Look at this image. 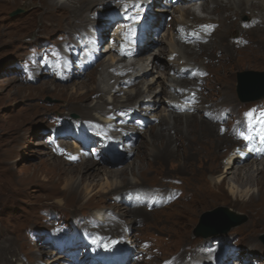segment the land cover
<instances>
[{"label":"rangeland","instance_id":"obj_1","mask_svg":"<svg viewBox=\"0 0 264 264\" xmlns=\"http://www.w3.org/2000/svg\"><path fill=\"white\" fill-rule=\"evenodd\" d=\"M148 1L152 2V0ZM158 1L159 3L156 2L155 6H153L151 2L149 4L148 2L137 0L140 5V11H144L146 14L150 9L160 18V23L167 20L168 24L166 26L161 24L155 26L152 39H149V47L147 46V49L137 52L134 58H124L122 65H128L135 58L144 57L147 54H149L150 59H152L153 56H156V58L158 57L160 60L166 58V53L157 55V47L159 45V40L157 41V39L160 38L161 40V37L163 39V34L172 29L173 23L169 22L175 17L174 14L176 13L172 12L171 9L167 12L165 9L166 6L161 4L163 0L162 2L161 0ZM182 3L183 2H177L175 5H181ZM213 4L214 3H209V6ZM182 5L188 6V4ZM108 7L107 12L114 11V13H117V9H119L115 5H108ZM2 8L3 13L1 18L3 19L2 21L0 20V32L4 24H10L5 31L8 30L10 34H13L11 36H0V243L5 245L12 244V247L7 251L0 250V255L2 254V257H0V264H7V260H10L8 262L15 263L17 261L16 259L20 260L23 264H50L47 262L48 259L56 256V254H49L46 253V251L58 250L60 247H62V250H60L62 254L71 256L73 259L75 258L74 261L79 263L81 262V253L84 248H88L90 251H94L98 248L96 251L99 252H108L110 247L112 249L114 247L116 250L125 249L126 244H128L127 240H125V236L110 239L109 236L102 237L95 233V236L88 237L85 232L86 229L82 231V227H80L82 224H85L86 221L87 223L91 222L88 225L90 230L91 228L93 229V227L94 229L98 228L95 222L105 226L103 222H98L93 217L95 211L100 209L104 210L105 207L108 209L107 219L114 218L119 221L118 218L112 216L115 213H113L114 209H111L115 203L117 205L120 203L121 205L119 206L125 205L131 208L141 207L144 208V212L147 213V217H140L139 215L137 217L129 214L123 218L126 220L127 226L134 227V229L132 228L133 230H130V233L138 236V244L146 248L147 254H143L142 260L139 262L140 264H160L165 259L170 258V260H173L175 257L177 259L178 255H181V258H183L185 252H187L189 248L196 250V252L200 249V252L197 253V255L200 256H198L199 259L211 258L207 248L201 247L200 244L201 242L208 241L206 240L207 238L214 237V240L218 238L221 239L220 237L222 235L227 237L232 244L237 243L238 245L234 248L233 253L224 256L223 260L226 261V264H238L234 252L242 248L255 254L249 258L250 262H247L248 264H254L253 258L258 259L259 256L264 255V243L261 239V235L264 234V205L262 203L260 204L257 200L256 192L258 183L256 184V182H254L255 177H262V175L254 172L251 177L243 179L242 182L237 184V186H239L238 190L244 193L241 199H235L234 197L225 199L222 194L219 195L217 193L216 186L209 179L210 175L217 176L225 168L227 163L225 158L221 160L223 163L220 161L221 165L218 166L219 171L217 173H211L207 171V169L209 170V168H211L209 166L215 163H205L203 159L199 158L200 156L204 158L203 155H205V152L199 149L200 147L195 143L192 146L200 156L190 158L188 152L192 150L191 146V149L188 150H176L173 157L170 156L167 159H159L156 165L152 167L149 166L152 171H150V174L146 175L144 181L145 187L133 188L129 193L123 195L124 197L122 198V195L119 196V193L115 192L98 204L88 203L86 204L87 206H81L84 203L82 201L79 202L77 198L74 200L68 198L70 200H66L67 202L64 204H58L57 200L64 197L63 194L67 189L66 187L72 185L74 183L73 181L76 180L77 171L74 169L70 172H63L62 169L72 166H69V164H58L55 159L56 155H61V149L56 147V145L58 146V143L64 139H73L75 134L56 135L55 128L60 123V119L63 118L62 114H66L70 110V112H74L71 113V115L75 114L77 118L83 121L94 119L95 117L93 115L96 114V111L86 110V113L76 106H59L63 103L60 94L46 92L44 89H40L38 84L42 81H54L52 83L60 86L70 84L73 81H85V79H87L85 76L86 74L81 75L78 71L86 69H82L75 53L79 47H84V43L79 46L81 39L78 37H76L74 41L68 42V52L67 54H63V57L59 60L60 63L62 62L66 66V69L64 68V70L59 72V75H62L64 72L63 76L59 79L53 76L54 72L50 74L46 73L40 63L38 64L40 67L32 68V75L30 79H27L28 73L26 68L27 66L29 68L31 66L30 54L32 53V56L38 55L37 58L39 59V56L44 53L46 47L51 44V38L55 36L54 40H57L59 44H61L59 39L62 38V36L58 37L55 35L58 34L60 30L54 31L51 34L42 31V24L38 20V15H30L32 8L28 0H14ZM193 8L195 16L200 20H217L213 22L218 24L217 28L221 26L219 20L220 13H206L201 4L193 6ZM102 9L103 8H101L100 12L97 10L89 11V15L93 17L94 23L91 24L88 30H85V32L88 31L89 34H86L85 37L92 36L97 30L100 32L102 27V30L106 31V37L101 44L93 46L94 54L96 53V55H98L97 60L109 61L107 59L112 52H107L106 48L109 44H112V39H114L112 37H116L114 33L120 30L121 25L119 24L121 19L119 20V18L113 16L112 18L107 17V19H105L111 21L113 25L101 24L100 20L106 15H104L106 10ZM255 11L256 10H253V12ZM136 15H134L137 19L136 21H139L142 14L139 13ZM189 19L192 22V19L195 18L189 16ZM230 20L235 23L238 21L240 23L239 28L247 30V34L239 38H234L235 34L239 31L237 26L232 27L228 32L224 31V33L219 30L215 32V30V33L210 36V40L207 41L208 44L215 45L216 42H225L228 40L232 44L241 45V47H244L247 51H255L261 56L263 63L255 67L236 68L231 74V80L234 84L231 96H235L236 98L234 99V105L223 106L225 101H223L222 98H217L219 101L217 102L218 105L223 104L221 106L224 109L222 112V119L225 118L223 122L224 126L219 128V131L221 133L227 132L225 135L232 130L233 133H240L238 129L240 126L237 128L236 124L240 120L244 121L243 111L245 109L250 110L261 101H264V96L253 101H242L236 92L238 72L248 70L264 71V32L258 30L256 35L250 32V30L253 29L252 27L258 25L259 18L251 22L254 23L251 27H246L238 18L232 17L229 21ZM242 20L246 21L248 19L244 17ZM213 47L212 45L207 52H203V49H201L202 52H199L196 55L197 57H193L197 62L201 63L204 69H209L207 71L208 75L203 81L204 84H210L216 77L215 74L217 69L214 64L215 60L212 61L211 65H207L209 59L208 53ZM53 48L56 54L52 56L45 53L44 58H53L61 54L57 46ZM196 50L200 51V47H197ZM153 52H156V54H153ZM113 54L115 53L113 52ZM71 55L73 57H71ZM81 55L82 54H80V56ZM214 55L216 57L220 56L221 51L219 49L214 51ZM63 58L68 61L67 64L62 61ZM84 58L81 60L83 61ZM184 60L181 62H185ZM86 62L90 63V59H87ZM95 69V67L91 69L87 68V76L93 74ZM152 69H156V66H153ZM156 70L164 75V69ZM154 74H156V72L150 73V71H148L147 74L140 78L143 80L147 79L146 81H148ZM160 79H163V77H160ZM151 85L153 86H151V90L156 88V84ZM127 86H129V84H127ZM18 89L24 90V94L21 96L18 95ZM207 92V90L202 91L203 99L199 100L197 104L199 107L194 110L193 114L199 116L200 113L203 112L202 106L205 107L214 102L215 97H206ZM204 96L209 100L205 99ZM160 98L165 100V95H162ZM44 105L50 107L46 112H44ZM134 107H139V105ZM141 107L148 108L142 112L146 114L144 117L149 120L151 113H153L149 108L150 106L146 104L145 106L141 105ZM157 107L159 112L163 107V103L160 101ZM114 111L115 113L117 112V110ZM225 112L229 113L227 117H225V115H227ZM112 113L114 112H110L108 115H112ZM173 114L176 113L173 112ZM22 115H28V117L22 121ZM71 115L68 114V117L76 120L74 119L75 117ZM134 120H136L135 117L130 121V126L134 124L131 123ZM114 121L118 124L123 122L122 118L114 119ZM138 123H140L139 119ZM231 126L233 127L231 128ZM227 127L229 128L227 129ZM19 128L25 130V132H21ZM140 131L142 133L144 132L142 129H140ZM141 132H129L131 134V137L129 136L130 141L132 140V143L129 142L130 145L132 144V146L137 147L142 144L140 142L141 140L143 141V134ZM238 133H235V138L241 141ZM229 134L232 135V133ZM59 138L62 140L59 141ZM93 146L96 145H90L87 150L89 151L90 149V152H93ZM46 147L51 149L50 151L52 153L50 155L44 153ZM232 150L231 157L237 153V149L233 142L222 149L220 148L218 152L230 155ZM88 151L85 152L86 155L89 154L87 153ZM83 154L84 152L81 153V156ZM107 156L103 153L99 156V158H102V160H98L99 166L114 169L124 165L126 166L129 161L135 160V153L126 151L121 143L119 150L115 151L113 154H107ZM227 157L228 156H226V158ZM261 158L262 157L257 159L256 162H263ZM71 163H74V161H71ZM205 165L206 169L204 168ZM146 168L148 169V166H146ZM67 169L71 170L69 168ZM105 177L106 175L104 173H100V176L96 178V182H82L80 188L81 186L84 187L85 191L94 187L96 190L98 186L105 181ZM200 179L205 180L198 182ZM201 186L207 188V191L200 192L199 189ZM226 187L227 185L224 184V189ZM145 188L155 190L157 194L159 192L162 196L170 191L172 192L171 199L162 205L163 197L159 196L157 197L160 198L158 202L149 203L147 200L140 202V200L137 199L139 196L138 192ZM82 190L81 188L80 192L83 194ZM198 191L201 194L198 193ZM181 192H183V194H181ZM211 194H213V197L209 198ZM117 198H119L120 201L116 202ZM122 199H124V202H121ZM220 208H227L230 212L238 214L239 217H244V220L238 225L230 227L225 232H221L219 230L225 227L229 223V220L223 217L222 212L218 210ZM218 221L219 224H217ZM202 223L214 225L213 227H215L218 232L214 236H208L206 238L194 235L195 230ZM88 227L86 226L87 229ZM94 229L91 231L93 232ZM127 230L129 229L127 228ZM81 234L84 243H82L80 248L74 246L75 240H67V237H81ZM61 238L63 239L62 241L59 240ZM95 240L98 243L91 249ZM71 242H73V246ZM137 247L138 245L134 248L136 249ZM134 248H132V253L135 252ZM38 256L40 257V262L37 261L36 257ZM131 256L132 262L136 261V254ZM227 257H229V259ZM69 259L70 258L65 259L64 256V258L60 259L55 264H66L69 262ZM92 262L94 264H101L100 259H94ZM106 262L108 264L114 263L112 260H104L103 264ZM177 264H180V262H177Z\"/></svg>","mask_w":264,"mask_h":264},{"label":"bare ground","instance_id":"obj_2","mask_svg":"<svg viewBox=\"0 0 264 264\" xmlns=\"http://www.w3.org/2000/svg\"><path fill=\"white\" fill-rule=\"evenodd\" d=\"M12 1L14 0H0L1 21L3 19L1 18L3 13L2 7ZM28 1L32 8L30 15H38V20L42 24V31L51 34L54 31L60 30V32L55 35L58 37L62 36V38L59 39L61 44H59L57 40H54L56 36L52 37L50 40L51 46H57V48L60 49V55L67 54L69 48L68 42L74 41L76 37L81 39L79 46L84 43V47H79L75 53L82 69H86L83 71L79 70L78 72L81 75L86 74L85 76L87 79H85V81H73L70 84L60 86L52 83L54 81H42L38 84L40 89H44V91L49 93L60 94L63 103L59 106H76L86 113V110L96 111V114L93 115L95 117L94 119L83 121L77 118V116L74 118L76 120L70 119L68 114L71 115V113H74L70 112V110L66 114H62L63 118L60 119V123L55 128L56 135L75 134L73 139H58L59 141L62 140L58 143V146L56 145V147L61 149V155H56L55 159L58 164H69V166H72L62 169L63 172H70L74 169L77 171L76 180L73 181L74 183L72 185H68L66 190L64 189V197L57 200L58 204H64L67 202L66 200H70L68 198L73 200L77 198L79 202L82 201L84 204L81 206H85L88 203L98 204L115 192H118L119 196L122 195V198L124 197L123 195L129 193L133 188L145 187L144 181L146 175L150 174V171H152L149 166L152 167L156 165L159 159H167L170 156L173 157L176 150L184 151L191 149L190 147L195 143L196 145L198 144L200 147L199 149L205 152V155H203L204 158L198 155V152L196 149L194 150L193 146V151L189 150L188 155L190 158L200 156L199 158L203 159L205 163L214 162L215 164H211V166H209L211 168H209V170L207 169V171L217 173L219 171L218 166L221 165L220 161L225 158L227 162H224L226 165L220 174L217 176H209L211 182L216 186V191L219 195L222 194L225 199L228 197L241 199L244 193L238 190L239 186H237V184L242 182L243 179L251 177L255 172L256 174L262 175V177H255L254 182H256V184L258 183L256 192L257 200L260 204L262 203L264 205V143L256 140L250 143L236 140L235 135L238 132H235V134L233 130L229 131L232 135L229 133L225 135L227 132L221 133L219 128L224 126L223 122L225 118L222 119V112L224 109L221 107L223 104L218 105L217 103L219 102L217 98H222V100L225 101L223 106L234 105V99L236 98L235 96H231L234 89L231 74L236 68L255 67L262 64L263 60L255 51H247L244 47H241V45L232 44L228 40L225 42H216L215 45L212 44L214 47L208 53L209 59L207 63V65H211L212 61L215 60L214 64L217 69L215 74L216 77L210 84H204L203 81L208 75L207 71L209 69H204L201 63L193 58L199 52H202L201 49H203V52H207V50L210 49L212 45H209L207 41L210 40V36L218 30L224 33V31L228 32L229 29L237 26L239 31L235 34L234 38H239L247 34V30L239 28L240 23L238 21L236 23L231 20L229 21L232 17L238 18L246 27L253 26L254 23L251 22L259 18L258 25L252 27L253 29L250 30V32L255 35L258 30L264 32V0H163V2L161 0V4L166 6L165 9L167 12L171 9L172 12L176 13L174 14L175 17H171L172 19L169 22L173 23L172 29L163 34V39L162 37L161 40L160 38L157 39V41L159 40L157 55L166 53V58L160 60L158 57L156 58V56H153V58L150 59L149 54H147L144 57L135 58L128 65H122L124 58H134L137 52L149 47V39H152L154 27L160 24L164 26L168 24L167 20L160 23V18L150 9L146 14L144 11H140V5L137 0ZM142 2H148L150 4L151 1L142 0ZM156 2L159 3L158 0H152L151 3L155 6ZM177 2H183L182 4H188V6L182 4L176 6L175 4H177ZM209 3L214 4L209 6ZM199 4L202 5L206 13H220L219 20L221 26L219 28H217L218 24L213 22L217 20H200L195 16L193 6ZM108 5L117 6L119 8L117 9V13H114V11L107 12L109 8ZM101 8H103L102 10H106L104 13V15L106 14L105 17L100 20L101 22L99 21L101 24L113 25L111 21L106 20L107 17L112 18L113 16L119 18V20L121 19L119 24L121 25L120 30L114 33L116 37H112L114 38L112 39V44H109L106 48L107 52H112L107 59L109 61L97 60L98 55H96V53L94 54L93 49L94 45L98 46L105 39L106 31L102 30L101 27L100 32L97 30L92 36L85 37L86 34H88V31L85 32V30H88L91 24L94 23L93 17L89 15V11L97 10L100 12ZM253 10L256 11L253 12ZM139 13L142 14L139 21L132 23L131 18ZM123 15L128 16V20H123L125 19H122ZM189 16L195 18L192 19L193 23L189 19ZM244 17L248 19L246 20L247 22L242 20ZM9 25L10 24H4V29L2 27L0 36H11L13 34H10L8 30L5 31ZM127 25H133L132 31L128 34L126 33ZM129 44H131V46H129ZM197 47H200V51L196 50ZM218 49L221 51V55L216 57L214 51ZM113 52L115 54H113ZM80 54L82 55L80 56ZM153 54H156V52H153ZM90 55L95 60L91 58ZM71 57L73 56L71 55ZM83 58L84 60L82 61L81 59ZM87 59H90V63L86 62ZM182 60L185 62H181ZM63 62L67 64L68 61L63 59ZM153 66H156V69H164V75L160 74L156 69H152ZM94 67L96 68L95 72L87 76V68L91 69ZM64 68L66 69L65 64L58 63L56 57L44 58V70L49 74L54 72L53 76L55 78L59 79L63 76L64 72L62 75H59V72L64 70ZM180 69H183V74L179 72ZM148 71H150V73L156 72V74L151 76L152 78L148 79V81H146L147 79H141V76L147 74ZM160 77H163V79H160ZM127 84H129V86H127ZM151 84H156V88L151 90L153 87ZM203 90L208 91L206 97L209 96L208 98H210V96H214L215 100L205 107L202 106L203 112L197 116L193 114V112L199 107L197 106L199 100L203 99ZM17 93L21 96L24 94V90L18 89ZM162 95H165V100L160 98ZM206 97L204 96L205 99L209 100ZM160 101L163 103V107L158 112L157 106ZM146 104L149 105V108L153 111L149 120L144 117L146 114L142 112L148 108L141 107V105L145 106ZM138 105L139 107H134ZM43 107L44 112L50 109L49 106L47 107L44 105ZM114 110H117V112L115 113ZM110 112L114 113L108 115ZM173 112L176 114H173ZM225 113L227 114L225 117H227L229 113ZM261 113H264V101H261L247 112V114H251V118L255 119L259 118L258 116H260ZM27 117L28 115H22V121ZM133 117H135L136 120L132 121L131 123L134 124L130 126L129 124ZM117 118H122L123 122L118 124L114 121V119ZM138 119L140 123H138ZM242 122L241 120L238 121L236 124L237 128ZM232 127L233 126H231V128ZM228 128L229 127H227V129ZM140 129L144 130V132L142 133ZM238 129H240V127ZM19 130H21V128H19ZM241 130L242 128L239 130L240 133ZM130 131L141 132L143 134V141H140L142 144L137 147L132 146V144L130 145V143H132V140L130 141ZM21 132H25V130H21ZM78 137L81 138L79 139ZM232 142L237 149V153L234 156L231 157L233 150L230 155L218 152L220 148L222 149ZM120 143L126 151L135 153V160L129 161L126 166L124 165L114 169L99 166L98 160H102L99 156L102 153L106 156L107 154L115 153V151L120 149ZM246 143L249 148L244 146ZM89 145H96L92 147L93 152H90V149L89 151L87 150ZM48 148L49 147L45 148L44 153L50 155L52 152L50 151L51 149ZM86 151H88V155H86ZM82 152H84V154L81 156ZM226 156L228 157L226 158ZM260 157H262L261 159H263V162H256ZM71 161H74V163H71ZM221 163H223V161H221ZM146 166H148V169ZM204 168L206 169V165ZM100 173L106 175L104 178L105 181L102 182L96 190L92 187L84 191L85 188L81 186L83 189L82 194L80 192V185L82 182H96V178L100 176ZM204 180L200 179L198 182ZM224 184L227 185L225 189ZM199 191H207V188L201 186ZM199 191L198 193H200ZM138 194L139 196L137 199H139L140 202L145 200L149 203L158 202L160 198L157 197H163L161 205L166 203L164 201L165 197L172 196V192L170 191L162 196L159 192L157 194L155 190L149 188L140 190ZM181 194H183V192H181ZM212 195L213 194H211L209 198L213 197ZM117 201H120L119 198L116 199V202ZM121 202H124V199H122ZM119 205L121 204L119 203ZM119 205L115 203L111 209H114L113 213H115L112 216L118 218L119 221L114 218L107 219L108 209L105 207L104 210H97L93 214L95 220L103 222L105 226L95 222L98 228L94 229L93 227L94 231L92 232L91 230L93 229L91 228L90 230L88 227L91 222L87 223L86 221L85 224L80 226L82 227L81 230L84 231V229H86L85 232L88 237L95 236V233L102 237L109 236L110 239L125 236V240H127L128 243L126 244V248L123 250H116L114 247L113 249L110 247L111 250L108 253H104L102 259L112 260L114 261L113 264H119L121 262V264H140L139 262L142 260L143 254H147L146 248L138 244V236L130 233V230H133L134 227L127 226L126 220L123 218L129 214L137 217L138 215L140 217H147V213L144 212V208L141 207L131 208L125 205ZM127 228L129 230H127ZM80 238L82 239V234ZM220 238L223 239V243L217 240V244L209 253L211 262H207L210 260L204 258L199 259L200 256L197 255V253L200 252V249L195 254H188L185 252L183 258H181V255H178L177 262L181 261L180 264H185L184 258L190 256L196 264H210L212 262L213 264H220L219 254L221 251L227 248V253L230 254L233 253L232 248L238 246H230L227 244V237L223 235ZM59 240L62 241L63 239L61 238ZM67 240H75L74 246L78 245V248L84 243V241H82L83 239L79 242L78 238L72 236L67 237ZM206 240L212 241L214 238H207ZM71 245L73 246V242H71ZM137 245L138 247L135 249L134 247ZM11 247L12 244L5 245L0 243V250L7 251ZM61 248L62 247L58 250L46 251V253L49 254H56V256L48 259V263L55 264L65 256V259L70 258L69 262L66 264H94L92 261L97 258L96 254L93 256V251L84 248L82 249V258H80L81 262L79 263L74 261L75 258L73 259L71 256L62 254V251H60L62 250ZM132 248L135 249L134 253H132ZM244 252V248L234 252L238 264H248L247 262H250V257ZM134 254H136L137 259L132 262L131 255ZM1 255L0 257H2ZM36 258L37 261H41L39 256ZM227 258L229 259V257ZM16 260L15 263L8 262L10 260H7V264H23L20 260ZM224 261L225 260H223L221 264H226V261Z\"/></svg>","mask_w":264,"mask_h":264},{"label":"water","instance_id":"obj_3","mask_svg":"<svg viewBox=\"0 0 264 264\" xmlns=\"http://www.w3.org/2000/svg\"><path fill=\"white\" fill-rule=\"evenodd\" d=\"M236 92L240 100L253 101L264 96V71H241L237 73V86ZM222 212L223 217L229 220V223L220 229L219 231L225 232L232 226L238 225L244 220V217H239L238 214L230 212L227 208L218 209ZM204 224V223H202ZM200 224L195 230V235L201 237H208L215 235L218 230L212 225ZM219 224V221L218 223ZM261 239L264 242V234L261 235Z\"/></svg>","mask_w":264,"mask_h":264},{"label":"snow or ice","instance_id":"obj_4","mask_svg":"<svg viewBox=\"0 0 264 264\" xmlns=\"http://www.w3.org/2000/svg\"><path fill=\"white\" fill-rule=\"evenodd\" d=\"M246 115L249 116V122L246 126V130L239 133V138L248 143L259 138L260 142L264 143V113H261L259 118L255 119L254 122L251 119V114Z\"/></svg>","mask_w":264,"mask_h":264}]
</instances>
